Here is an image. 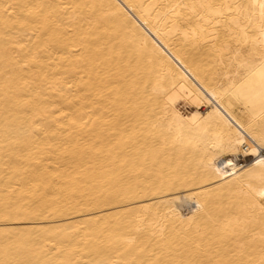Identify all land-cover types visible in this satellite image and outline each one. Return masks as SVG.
<instances>
[{"label": "bare ground", "instance_id": "1", "mask_svg": "<svg viewBox=\"0 0 264 264\" xmlns=\"http://www.w3.org/2000/svg\"><path fill=\"white\" fill-rule=\"evenodd\" d=\"M264 0H0V264H264Z\"/></svg>", "mask_w": 264, "mask_h": 264}, {"label": "snow or ice", "instance_id": "2", "mask_svg": "<svg viewBox=\"0 0 264 264\" xmlns=\"http://www.w3.org/2000/svg\"><path fill=\"white\" fill-rule=\"evenodd\" d=\"M261 195H264V193H262Z\"/></svg>", "mask_w": 264, "mask_h": 264}, {"label": "rangeland", "instance_id": "3", "mask_svg": "<svg viewBox=\"0 0 264 264\" xmlns=\"http://www.w3.org/2000/svg\"><path fill=\"white\" fill-rule=\"evenodd\" d=\"M262 153L264 154V151Z\"/></svg>", "mask_w": 264, "mask_h": 264}]
</instances>
